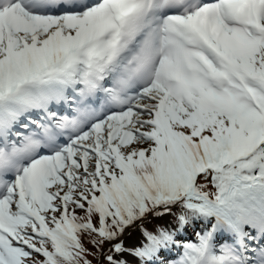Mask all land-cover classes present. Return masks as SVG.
Masks as SVG:
<instances>
[{"label": "snow or ice", "instance_id": "obj_1", "mask_svg": "<svg viewBox=\"0 0 264 264\" xmlns=\"http://www.w3.org/2000/svg\"><path fill=\"white\" fill-rule=\"evenodd\" d=\"M89 257L264 264V0H0V264Z\"/></svg>", "mask_w": 264, "mask_h": 264}, {"label": "rangeland", "instance_id": "obj_2", "mask_svg": "<svg viewBox=\"0 0 264 264\" xmlns=\"http://www.w3.org/2000/svg\"><path fill=\"white\" fill-rule=\"evenodd\" d=\"M154 221L158 222L159 226H163L165 228L171 229L175 227L173 220L171 221V218L168 216L161 217V218H155ZM149 227L153 228L151 231H154V232L156 231L157 226L154 223H152V221L150 222ZM123 239L125 241L126 246H135V245H139L140 243H142L144 238L140 230L137 229V230H130L126 232Z\"/></svg>", "mask_w": 264, "mask_h": 264}, {"label": "trees", "instance_id": "obj_3", "mask_svg": "<svg viewBox=\"0 0 264 264\" xmlns=\"http://www.w3.org/2000/svg\"><path fill=\"white\" fill-rule=\"evenodd\" d=\"M154 220H155V218H150L149 221H145V222H144V226L147 227L149 231H151V230L153 229V228L149 227L151 221H152V223H154L156 226L159 225V223H158V222H155ZM137 229L140 230V223H139V222H137V224L134 225L133 227L129 228L128 231H130V230H137ZM190 229H191V231H192V233H193L194 230H193L192 228H190ZM152 232H154V231H152ZM85 244H86V246H87L88 248H90V249H92L93 251H95V249L92 248V245L87 243V240H86V239H85ZM89 258H90V259H93V264H101V262L98 261L97 259H95L94 257H89Z\"/></svg>", "mask_w": 264, "mask_h": 264}, {"label": "bare ground", "instance_id": "obj_4", "mask_svg": "<svg viewBox=\"0 0 264 264\" xmlns=\"http://www.w3.org/2000/svg\"><path fill=\"white\" fill-rule=\"evenodd\" d=\"M170 218H171V221H172L173 218H172V217H170ZM187 234H188L187 236H188L189 238H191V237H190V234H191V229H190V228L187 229ZM180 238L182 239L183 237H180Z\"/></svg>", "mask_w": 264, "mask_h": 264}]
</instances>
